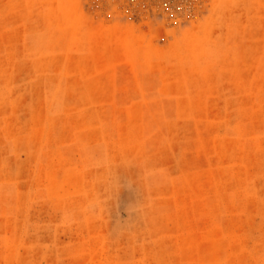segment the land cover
<instances>
[{
  "label": "rangeland",
  "instance_id": "rangeland-1",
  "mask_svg": "<svg viewBox=\"0 0 264 264\" xmlns=\"http://www.w3.org/2000/svg\"><path fill=\"white\" fill-rule=\"evenodd\" d=\"M0 264H264V0H0Z\"/></svg>",
  "mask_w": 264,
  "mask_h": 264
}]
</instances>
